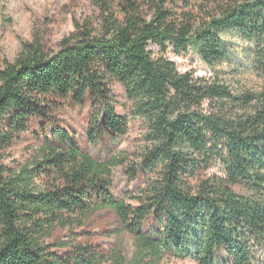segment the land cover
<instances>
[{"label":"trees","instance_id":"obj_1","mask_svg":"<svg viewBox=\"0 0 264 264\" xmlns=\"http://www.w3.org/2000/svg\"><path fill=\"white\" fill-rule=\"evenodd\" d=\"M120 1L119 15L104 8L101 29L78 27L56 53L24 44L0 70V264H125L118 252L47 243L58 228L84 227L105 209L134 235L139 264H255L264 252V88L234 91L195 78L168 53L191 49L214 68L231 54L223 33L235 32L254 43L264 76V0H225L205 17L175 10L177 0H147V13L141 0ZM115 84L149 126V146L132 172L146 176L132 197L138 206L110 192L113 169L129 157L95 160L60 128L26 165L1 163L33 118L50 115L54 98L92 103L90 143L123 136L129 120L117 113ZM214 161L221 174L202 177ZM70 246L67 255L50 251Z\"/></svg>","mask_w":264,"mask_h":264},{"label":"rangeland","instance_id":"obj_2","mask_svg":"<svg viewBox=\"0 0 264 264\" xmlns=\"http://www.w3.org/2000/svg\"><path fill=\"white\" fill-rule=\"evenodd\" d=\"M225 0H177L175 10H194L204 17L216 12L217 3ZM120 0H0V70L6 62H13L24 44H39L46 52L60 51L63 39L74 33L78 27L89 24L99 30L104 24L106 7L120 14ZM140 4L148 10L147 0ZM172 6V5H171ZM197 8V9H196ZM228 49L229 59L214 68L209 67L191 49L188 53L176 55L172 50L168 57L180 72H191L195 78L220 81L234 91L248 90L261 92L264 76L256 72L254 65V43L242 38L238 33L225 32L222 35ZM116 110L129 120L127 132L120 137L103 135L94 144L88 140V128L94 109L87 100L84 105L54 98L49 116L33 118L28 130L18 135L11 146L2 152L1 163L9 169H17L29 163L39 154L47 138L57 128L67 132L71 139L95 160L106 162L113 156L124 154L129 161L124 167L115 168L111 176V194L116 199H124L133 206L138 202L132 197L146 186V176L138 173L132 176L138 166L141 154L149 142L147 122L131 113L125 90L115 84ZM222 164L214 161L202 171V177L221 174ZM152 224H147L149 230ZM69 242L72 246L81 244L96 252L110 256L120 253L125 264H139L134 235L127 232L112 209H105L89 218L84 227L58 228L47 241L49 245ZM72 246L62 249L51 247L50 251L61 256L72 252ZM224 253L218 255L219 259ZM229 260V259H228ZM162 264H195L190 259L166 258ZM227 264V263H225ZM255 264H264V252L257 253Z\"/></svg>","mask_w":264,"mask_h":264}]
</instances>
